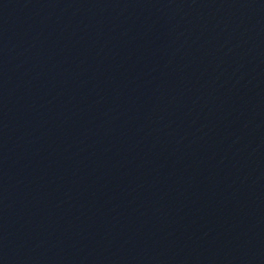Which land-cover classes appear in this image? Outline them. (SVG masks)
Segmentation results:
<instances>
[{
  "label": "water",
  "instance_id": "95a60500",
  "mask_svg": "<svg viewBox=\"0 0 264 264\" xmlns=\"http://www.w3.org/2000/svg\"><path fill=\"white\" fill-rule=\"evenodd\" d=\"M0 264H264V0H0Z\"/></svg>",
  "mask_w": 264,
  "mask_h": 264
}]
</instances>
